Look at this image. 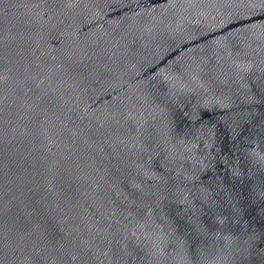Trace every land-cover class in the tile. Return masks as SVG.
<instances>
[{"label":"water","instance_id":"1","mask_svg":"<svg viewBox=\"0 0 264 264\" xmlns=\"http://www.w3.org/2000/svg\"><path fill=\"white\" fill-rule=\"evenodd\" d=\"M0 264H264V0H0Z\"/></svg>","mask_w":264,"mask_h":264}]
</instances>
